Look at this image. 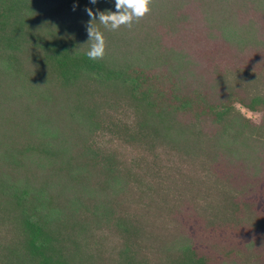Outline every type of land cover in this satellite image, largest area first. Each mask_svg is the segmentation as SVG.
Here are the masks:
<instances>
[{
  "label": "trees",
  "instance_id": "trees-1",
  "mask_svg": "<svg viewBox=\"0 0 264 264\" xmlns=\"http://www.w3.org/2000/svg\"><path fill=\"white\" fill-rule=\"evenodd\" d=\"M88 8L0 0V264H261L264 0Z\"/></svg>",
  "mask_w": 264,
  "mask_h": 264
},
{
  "label": "clouds",
  "instance_id": "clouds-1",
  "mask_svg": "<svg viewBox=\"0 0 264 264\" xmlns=\"http://www.w3.org/2000/svg\"><path fill=\"white\" fill-rule=\"evenodd\" d=\"M98 0H90L96 4ZM115 10L93 12L86 9L91 21L88 25L90 43L85 55L92 60L102 58L106 50V40L103 32L93 21H98L104 29L117 30L121 26H131L135 20L145 16L150 11L151 0H114Z\"/></svg>",
  "mask_w": 264,
  "mask_h": 264
},
{
  "label": "rangeland",
  "instance_id": "rangeland-1",
  "mask_svg": "<svg viewBox=\"0 0 264 264\" xmlns=\"http://www.w3.org/2000/svg\"><path fill=\"white\" fill-rule=\"evenodd\" d=\"M243 112H244L245 116L251 118L253 121H255V122H257V123H258V122L261 120V118H262V114H260V113H252V112H249V111H247V110H245V109L243 110ZM208 241H210V240H207V242L205 241V242H206V248H207V251H208V252H214L213 247L209 245ZM205 242H201L200 245H203ZM218 242L223 243V244H224V242H227L228 244L230 243V241L227 240V239H225V241H224V238H219V239H218ZM223 246H224V245H223ZM230 247H231V245H230V246H227L226 249H230ZM261 264H264V258L262 259Z\"/></svg>",
  "mask_w": 264,
  "mask_h": 264
}]
</instances>
